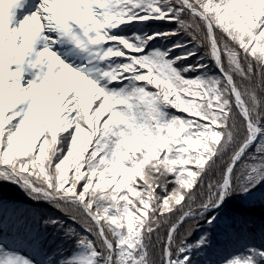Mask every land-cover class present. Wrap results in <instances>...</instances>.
I'll list each match as a JSON object with an SVG mask.
<instances>
[{
    "label": "snow or ice",
    "instance_id": "obj_1",
    "mask_svg": "<svg viewBox=\"0 0 264 264\" xmlns=\"http://www.w3.org/2000/svg\"><path fill=\"white\" fill-rule=\"evenodd\" d=\"M0 180V264H264V0H0Z\"/></svg>",
    "mask_w": 264,
    "mask_h": 264
},
{
    "label": "trees",
    "instance_id": "obj_2",
    "mask_svg": "<svg viewBox=\"0 0 264 264\" xmlns=\"http://www.w3.org/2000/svg\"><path fill=\"white\" fill-rule=\"evenodd\" d=\"M169 23H173V22H169V21H152L151 23L149 21H133L130 24H126V25H121L120 28L122 29L121 34L124 35L125 37L129 38V39H136V37H140L141 40H143L144 38H146L148 35L151 34L152 31H159V32H165L167 29L165 27V25H168ZM180 35V34H177ZM154 39L157 41V43L153 44L152 40H148V45L149 47H146L144 49L145 53H152L154 52L156 49H159L161 51H166V45L169 44V40L171 39L172 43H175L176 40L175 38H169V37H165V36H156L154 37ZM181 48H172L171 52H169L168 54V59H172L174 56H179L181 54ZM193 59L192 56L187 57L188 61H191ZM178 63V62H177ZM102 70L104 69V65L102 64L100 67ZM215 71V70H213ZM201 73L200 70H197L196 72L192 73V77L194 78L197 74ZM202 74L207 75V76H211L213 74V72H209V71H205ZM6 182H11V181H4V180H0V184L6 183ZM21 187V191H24V189L27 187V185H22ZM23 199H26L29 201V203H43L46 204L47 200H41V199H35L33 200L31 197L30 193H26L24 197H22ZM61 244L63 243L62 241L60 242ZM78 246H73L67 249V252L65 253L64 250L59 246V244L57 245V251H60L62 253V259L60 260V264H71L70 262L66 261V257L77 248ZM48 258V260H51V257H45Z\"/></svg>",
    "mask_w": 264,
    "mask_h": 264
},
{
    "label": "rangeland",
    "instance_id": "obj_3",
    "mask_svg": "<svg viewBox=\"0 0 264 264\" xmlns=\"http://www.w3.org/2000/svg\"><path fill=\"white\" fill-rule=\"evenodd\" d=\"M37 2H38V0H37ZM57 50L60 51L61 49H57ZM197 75H201V73H199ZM203 76L205 78L209 77V76L204 75V74H203ZM17 213H18L17 208L7 207L3 204H0V220H4L6 218H11L13 216H16ZM28 250L31 251V248H29ZM87 251H88V249L86 246L80 245L66 257V261L70 262V257L84 255ZM44 264H50V261L48 260V258L44 259Z\"/></svg>",
    "mask_w": 264,
    "mask_h": 264
}]
</instances>
